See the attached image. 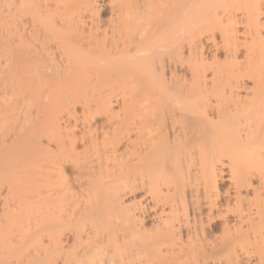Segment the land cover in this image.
Returning a JSON list of instances; mask_svg holds the SVG:
<instances>
[{
    "label": "bare ground",
    "instance_id": "1",
    "mask_svg": "<svg viewBox=\"0 0 264 264\" xmlns=\"http://www.w3.org/2000/svg\"><path fill=\"white\" fill-rule=\"evenodd\" d=\"M0 264H264V0H0Z\"/></svg>",
    "mask_w": 264,
    "mask_h": 264
},
{
    "label": "rangeland",
    "instance_id": "2",
    "mask_svg": "<svg viewBox=\"0 0 264 264\" xmlns=\"http://www.w3.org/2000/svg\"><path fill=\"white\" fill-rule=\"evenodd\" d=\"M76 106H77L76 114L72 115L70 118L67 117V115H63L64 119H62V121H64L65 118H67L69 122H71V123L75 122V126L73 128L76 132L77 137L79 138L87 130V127H85V122H83V120H81V118L79 117L80 116L79 105H76ZM75 117H76V119H75ZM69 122H66V123H69ZM92 122H94V120L90 121L89 123H92ZM98 122H99V118H97V120H95V124H98ZM82 141H83V139H81V140L79 139L77 141V147H79V149L81 148L80 146H81Z\"/></svg>",
    "mask_w": 264,
    "mask_h": 264
}]
</instances>
